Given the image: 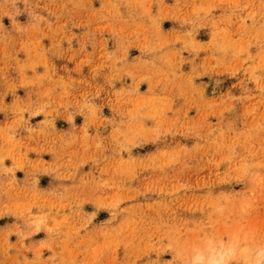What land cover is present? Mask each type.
<instances>
[{
    "label": "rangeland",
    "instance_id": "1",
    "mask_svg": "<svg viewBox=\"0 0 264 264\" xmlns=\"http://www.w3.org/2000/svg\"><path fill=\"white\" fill-rule=\"evenodd\" d=\"M224 252L264 253V0H0V264Z\"/></svg>",
    "mask_w": 264,
    "mask_h": 264
},
{
    "label": "bare ground",
    "instance_id": "2",
    "mask_svg": "<svg viewBox=\"0 0 264 264\" xmlns=\"http://www.w3.org/2000/svg\"><path fill=\"white\" fill-rule=\"evenodd\" d=\"M223 252V251H222ZM229 252V251H228ZM227 252V253H228ZM230 253V252H229ZM228 253V254H229ZM225 255V252H224V254L223 253H220L218 256H219V260L218 261H216V259L214 258V256L211 258V259H209L208 260V262L210 263V264H218L217 262H220V261H222V258H224L223 256ZM228 257V256H227ZM197 259V260H196ZM195 259V263L197 262V261H200V262H202V260L201 259H204L202 256H198V258H196ZM221 259V260H220ZM211 260V261H210ZM221 263V262H220ZM208 264V263H207ZM255 264H264V253L262 252L261 253V255L259 256V258H257V260H256V263Z\"/></svg>",
    "mask_w": 264,
    "mask_h": 264
}]
</instances>
